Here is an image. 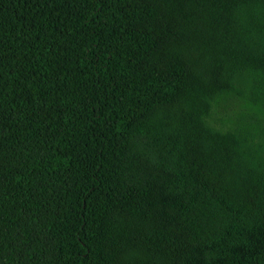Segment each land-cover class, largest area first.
<instances>
[{
	"label": "trees",
	"instance_id": "trees-1",
	"mask_svg": "<svg viewBox=\"0 0 264 264\" xmlns=\"http://www.w3.org/2000/svg\"><path fill=\"white\" fill-rule=\"evenodd\" d=\"M0 264H264V0H0Z\"/></svg>",
	"mask_w": 264,
	"mask_h": 264
}]
</instances>
